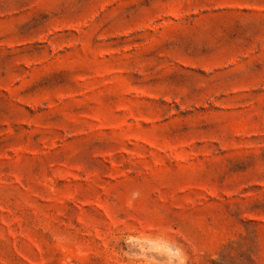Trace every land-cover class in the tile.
Instances as JSON below:
<instances>
[{"label":"rangeland","instance_id":"obj_1","mask_svg":"<svg viewBox=\"0 0 264 264\" xmlns=\"http://www.w3.org/2000/svg\"><path fill=\"white\" fill-rule=\"evenodd\" d=\"M264 264V0H0V264Z\"/></svg>","mask_w":264,"mask_h":264},{"label":"clouds","instance_id":"obj_2","mask_svg":"<svg viewBox=\"0 0 264 264\" xmlns=\"http://www.w3.org/2000/svg\"><path fill=\"white\" fill-rule=\"evenodd\" d=\"M168 256L167 264H186L184 251L179 246H169L166 248Z\"/></svg>","mask_w":264,"mask_h":264}]
</instances>
